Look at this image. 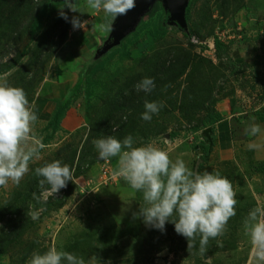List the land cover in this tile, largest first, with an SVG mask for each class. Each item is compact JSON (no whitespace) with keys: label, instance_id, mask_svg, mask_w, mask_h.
Here are the masks:
<instances>
[{"label":"rangeland","instance_id":"rangeland-1","mask_svg":"<svg viewBox=\"0 0 264 264\" xmlns=\"http://www.w3.org/2000/svg\"><path fill=\"white\" fill-rule=\"evenodd\" d=\"M48 1L31 0L27 19L21 15L12 32L0 36V78L26 92L38 115L34 134L47 145L19 186L9 182L0 188V264H27L33 252L43 253L52 246L82 257L85 264H256L242 221L252 208L264 206V129L256 139L245 134L250 123L264 127V0H190L186 23L192 47L178 29L165 24L166 11L157 1L133 33L95 55L92 75L79 90L57 84L62 81H52L53 75L60 68L57 78L63 80L74 66L79 73L83 67H77L73 58L90 59L93 49L100 50L109 35L98 27L104 22L103 13L89 10L85 0L74 1L78 13L61 2L32 29L29 20ZM61 10L68 21L60 16ZM73 16L87 23L74 30L69 23ZM156 26L164 32L139 50L136 43L146 41ZM91 31L96 35L95 48L87 47ZM237 34L241 40L229 45L228 55L217 49V35L229 43ZM123 42L128 59L118 50ZM9 53L12 58L6 60ZM165 72L172 77L164 76ZM145 77L153 78L155 86L160 84L148 97L134 90ZM44 83H56L60 101H69L56 128L50 125L55 107L43 100L51 92L47 84L41 92ZM208 88L217 100L215 109L224 112L235 106L243 115L230 129L233 161H221L212 151L197 168L206 145L202 131L207 128L197 130L204 117L199 97L203 95L205 104ZM141 93L149 102L163 103L150 122L141 119L144 106L140 111L128 106V100ZM128 135L134 146L152 142L173 161L183 159L189 169L219 173L231 181L236 215L223 236L209 241L205 257L198 254L199 237L196 247L188 250V241L175 232L173 223L167 222L162 233L146 227L142 218H133L144 206L142 193L115 176L117 158L100 160L93 144L107 136L122 141ZM250 143L259 148L249 149ZM227 149L222 148L223 160L229 158ZM55 160L70 166L73 179L59 193L38 202L33 194L40 196L41 189L34 170ZM37 209L42 211L33 221L27 213Z\"/></svg>","mask_w":264,"mask_h":264},{"label":"clouds","instance_id":"clouds-1","mask_svg":"<svg viewBox=\"0 0 264 264\" xmlns=\"http://www.w3.org/2000/svg\"><path fill=\"white\" fill-rule=\"evenodd\" d=\"M64 4L71 12L78 13L74 0H64ZM85 5L91 11L103 13L104 22L98 27L109 32L112 22L133 10L136 2L85 0ZM60 16L68 21L63 10ZM70 23L75 30L83 28L87 21L82 22L79 16H73ZM10 58L12 53L5 57L6 60ZM154 88V79L149 77L134 85L136 92L145 94H150ZM162 107V102L145 100L141 119L150 122ZM37 121V112L29 104L26 92L0 78V188H6L9 182L19 186L28 174L30 164L41 158V152L47 145L42 137L34 134ZM260 132L261 127L256 123L245 128V134L249 136H257ZM93 144L100 160L117 158L113 174L122 178L134 192L142 193L144 206L133 214V218H142L146 227L162 233L167 222L173 223L175 232L188 241V250L196 247L195 241L199 237L198 254L201 257H205L209 241L223 236L229 220L236 215V192L231 181L219 173L189 169L183 159L173 161L167 151L152 142L134 146L131 135L122 141L107 136L94 140ZM248 148L258 149L259 145L250 143ZM34 174L39 178L41 189L40 196L33 194L38 202L42 197L59 193L73 179L70 166L60 160L36 167ZM40 211L30 210L27 215L35 221L39 219ZM173 216L176 219H170ZM242 228L255 252L256 264H264V206L252 208L244 217ZM27 264H85V260L52 246L43 253L33 252Z\"/></svg>","mask_w":264,"mask_h":264},{"label":"trees","instance_id":"trees-1","mask_svg":"<svg viewBox=\"0 0 264 264\" xmlns=\"http://www.w3.org/2000/svg\"><path fill=\"white\" fill-rule=\"evenodd\" d=\"M59 3H61L60 0H53V1L49 0L46 4H44L41 7V9L38 11V13L34 15V18L32 20H29V23H30L29 26L32 29H34L35 27H39L41 25V23H42L41 22L42 18H44L47 15V12H48V14H50L48 10H51L52 8L56 9L57 6H60V5H58ZM188 7H189V5H188ZM188 7H187V10H188ZM31 8H32L31 0H0V36L7 35L9 31L12 32L11 30H13V26L15 25L17 20L18 19L22 20L24 15H26L27 13L29 14ZM155 9H157V7H155ZM21 15H23V17H21ZM24 18L27 19L26 17H24ZM7 30H9V31H7ZM163 32H164V29H163L162 26H156L154 31H152V32L149 31V33L147 35L148 37H146V41L136 43V46H138L139 50H142L143 47H145V48L149 47L151 45V43L153 42V38L157 34H162ZM180 32L182 33L183 37H185V38L187 37V39L191 35V34H187V32H182V31H180ZM135 34L136 33H134L133 35H135ZM52 36L53 35H51V37ZM4 38L7 39V37H4ZM62 39L63 38H61V41H62ZM188 40H189V42H188L189 46H191V47L194 46L190 42V39H188ZM238 40H241V38L239 39V34L235 35V37H233V39H231V41H229V43H226L224 40H220L218 38L215 39L214 42H215V45H216L217 49L220 48V50H221V48H222L223 51L225 52V54L228 55L230 53V46L229 45H231V47H232L233 43L238 42ZM7 41H10V40L7 39ZM125 47H126V43L123 42L122 46H120L118 50L122 51L121 52L122 58L128 59L129 58V53H127V51L125 50ZM98 48L99 47H97L96 49H93V52L91 54V58L90 59H87V60L83 61V65H82L83 68H82L81 72L78 75L76 83H75V81H71V85H73L72 86L73 88L76 89V87H77L78 88L77 90H79V87L81 86L80 84H82L81 82L82 81L84 82L86 80V78L89 77V75H92V72H93L92 68L94 67V64H93L94 62L92 63V61L95 58V55L97 53ZM90 50H92V49H90ZM157 59L158 58H156V60ZM226 59H229V57H226ZM231 61L234 62V59L231 60ZM100 64L102 65L103 63H100ZM146 67H149V65L146 66ZM58 72H59V70H56L55 71V75H58ZM65 72L68 73V71H65ZM163 75L166 76L169 79L172 77L170 75V72H167V73L165 72ZM158 86H160V84L159 85L157 84L155 86V88H157ZM42 89H43V87L41 88V92H42ZM129 89H130V86L127 84L126 90L129 91ZM208 90H207L208 91V95L206 96L207 98L205 100V104H204V100H203L204 99L203 95L201 94L200 97H199V99L202 100L201 108L204 111V117L202 118V121L200 122V128L197 127V130L205 128V127L211 128V132H212L211 136H210L211 144H209L207 142V140L205 139L206 145H205V149H204V146H203V155L201 157H199L198 162L195 164V166L197 168L200 167L201 164L206 161V156L212 150V147H213V136H214L213 135L214 125L216 123H218L222 119V114H223L222 112L220 113V112H217L215 110V104H216L217 100H216V98L215 99L213 98L212 89L208 88ZM75 92L76 91H74V93ZM139 95H141V96L138 97L136 95H133L134 99L128 100V104L130 103L128 106L133 107V109H132L133 111H135L136 109L140 111L142 106H144L145 99L142 97L144 95V93H141ZM149 95H152V94L151 93L147 94V97ZM43 100H46L47 103L49 101H51V103H48V104L53 105L55 107V110L52 113V119H51L50 125L52 127L56 128L58 123H59V121L63 117L64 111L67 108V106L69 104V101H65V102L64 101H60V98H57V97L48 98V99L46 98V99H43ZM263 102H264V100H263ZM262 112L264 114V109L262 110ZM262 120H263L262 122L264 123V118ZM126 125L128 126V121H127ZM126 125H124L125 128H126ZM193 170L196 171V169H193Z\"/></svg>","mask_w":264,"mask_h":264},{"label":"water","instance_id":"water-1","mask_svg":"<svg viewBox=\"0 0 264 264\" xmlns=\"http://www.w3.org/2000/svg\"><path fill=\"white\" fill-rule=\"evenodd\" d=\"M64 2V0H60ZM160 1L167 17L165 24L177 28L180 31L187 32L186 9L190 0H135L136 7L129 11L126 15L117 17L112 22V30L96 56L104 54L112 47L120 44V42L135 31L140 21L154 6L155 2ZM211 129L206 128L202 131V136L211 144Z\"/></svg>","mask_w":264,"mask_h":264},{"label":"crops","instance_id":"crops-1","mask_svg":"<svg viewBox=\"0 0 264 264\" xmlns=\"http://www.w3.org/2000/svg\"><path fill=\"white\" fill-rule=\"evenodd\" d=\"M90 35H91V42H90V44L89 45H87V47H89V48H92V46H94L96 43H95V38H96V35H95V33H93L92 31L90 32ZM93 44V45H92ZM92 45V46H91ZM97 46V45H96ZM96 46H94V48L96 47ZM86 47V46H85ZM88 50V49H87ZM79 55H80V53H78ZM81 56V55H80ZM83 58V59H82ZM75 59V60H74ZM77 58L75 57V58H73V61L75 62L76 61V66L78 67V65H83V61H85V60H87V59H84V57H81V61H79V60H76ZM70 60V59H69ZM72 60V59H71ZM73 62V63H74ZM75 68V66L73 67V69H71L72 70V72H70V75L69 76H65L64 78H63V80H59L58 78H57V75H55V73H54V75H53V78H54V80H52V81H62V82H60V83H58V82H56L57 84H66V86L68 87V88H71L73 85H71V81H75V83H76V81H77V78H78V75H79V73L81 72V70H80V72L79 73H77L76 72V70L74 69ZM57 70H60V68L59 69H57ZM69 72V71H68ZM46 82V81H45ZM56 83H52V85L51 84H47V83H44L43 84V86L42 87H44V86H46V84H47V86H49L50 87V89H51V92H50V96H47L48 98H54V97H57V98H59L60 97V95H61V93H60V89H57V90H55L54 88V86H56ZM74 83V84H75ZM250 88H252V87H250ZM256 90V89H255ZM254 90V91H255ZM252 93V92H251ZM47 97H44V99H46ZM47 98V99H48ZM46 104H48V103H46ZM235 105V104H234ZM216 106H218V105H216ZM235 106L233 107V106H228V109L227 110H225L224 112H222L223 114H222V119L218 122V123H216L215 125H214V131H213V139H214V141H213V147H212V150H211V152L213 151H215V153H217V156L219 157V159L221 160V161H233L232 160V158H233V141H232V138H231V134H230V129H231V127H232V124L233 123H240L239 121H240V116H242L243 114H240L239 112H237L235 109ZM217 112H220L221 113V111L219 110L218 111V109H215ZM245 114V113H244ZM223 115H225V117L223 116ZM257 122V121H256ZM256 124H259L258 122L256 123ZM260 125V127L261 128H263L264 129V127H262L263 125L262 124H259ZM230 138V139H229ZM257 137L255 136L254 137V139H256ZM229 139V140H228ZM223 147H227L228 149L227 150H229V152H228V154H229V158H227V159H225V160H223V158H221L223 155V150H222V148ZM212 152V153H213Z\"/></svg>","mask_w":264,"mask_h":264},{"label":"built area","instance_id":"built-area-1","mask_svg":"<svg viewBox=\"0 0 264 264\" xmlns=\"http://www.w3.org/2000/svg\"><path fill=\"white\" fill-rule=\"evenodd\" d=\"M217 38L220 39V40H222V35L221 36H218L217 35ZM192 42H194V41H192Z\"/></svg>","mask_w":264,"mask_h":264},{"label":"flooded vegetation","instance_id":"flooded-vegetation-1","mask_svg":"<svg viewBox=\"0 0 264 264\" xmlns=\"http://www.w3.org/2000/svg\"><path fill=\"white\" fill-rule=\"evenodd\" d=\"M75 1V0H74Z\"/></svg>","mask_w":264,"mask_h":264}]
</instances>
